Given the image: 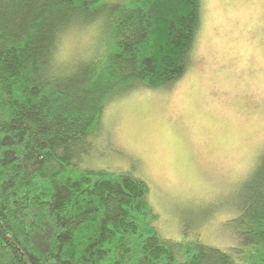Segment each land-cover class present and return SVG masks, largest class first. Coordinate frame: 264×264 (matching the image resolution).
Listing matches in <instances>:
<instances>
[{"label":"trees","instance_id":"obj_1","mask_svg":"<svg viewBox=\"0 0 264 264\" xmlns=\"http://www.w3.org/2000/svg\"><path fill=\"white\" fill-rule=\"evenodd\" d=\"M201 5L0 0V264H264V150L222 249L165 238L145 181L90 164L109 103L186 74Z\"/></svg>","mask_w":264,"mask_h":264},{"label":"rangeland","instance_id":"obj_2","mask_svg":"<svg viewBox=\"0 0 264 264\" xmlns=\"http://www.w3.org/2000/svg\"><path fill=\"white\" fill-rule=\"evenodd\" d=\"M186 74L109 103L91 165L146 182L162 236L234 244L233 209L264 150V0H201ZM62 44V59L91 43ZM102 138V137H101Z\"/></svg>","mask_w":264,"mask_h":264}]
</instances>
